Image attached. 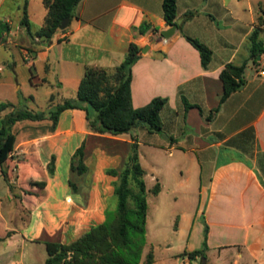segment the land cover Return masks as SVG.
<instances>
[{
	"label": "crops",
	"instance_id": "obj_1",
	"mask_svg": "<svg viewBox=\"0 0 264 264\" xmlns=\"http://www.w3.org/2000/svg\"><path fill=\"white\" fill-rule=\"evenodd\" d=\"M7 3L0 0V21L11 25L0 44V87L24 71L31 86H48V113L76 98L88 67L114 70L136 44L141 56L132 67V105L167 99L160 114L164 138L152 145L169 156L175 151L187 156L198 175L200 203L193 223L202 219L197 225L207 258L213 250L224 257L221 264H264V54L258 63L250 60V37L264 0H177L181 23L169 38L162 35L170 29L163 0H81L67 29L50 40L32 36L47 15L44 0L37 29L31 0ZM25 8L32 34L21 24ZM143 25L149 28L141 33ZM186 37L212 51L207 68ZM245 62L246 83L221 103V71L228 63ZM183 98L197 107L186 110ZM33 100L32 94L0 95V105H12L0 111V128L9 113ZM48 116L17 122L7 141L0 164V264H36L37 258L45 264L47 252L45 257L38 246L71 243L103 223L118 180L106 171L123 168L137 139L134 130L118 136L91 131L81 109L62 112L54 130ZM82 145L87 171L81 174L72 164L78 165L74 156Z\"/></svg>",
	"mask_w": 264,
	"mask_h": 264
},
{
	"label": "trees",
	"instance_id": "obj_2",
	"mask_svg": "<svg viewBox=\"0 0 264 264\" xmlns=\"http://www.w3.org/2000/svg\"><path fill=\"white\" fill-rule=\"evenodd\" d=\"M81 0H44L47 15L43 26L31 33L26 8L21 24L27 27L32 36L50 40L60 31L62 22L72 18ZM163 14L168 26L177 21V0H163ZM264 26V11L259 18L257 28L251 34L250 60L258 63V57L264 54V45L259 35ZM149 26L143 25L139 31L144 33ZM11 25L0 21V44L5 41ZM199 51L201 62L207 68L212 59V51L197 39L186 37ZM141 56V48L131 43L123 62L114 70L100 67H88L77 90L76 98L65 100L50 112H34L29 109H17L9 113L2 121L0 128V164L3 166L7 141L12 135L13 126L20 121H52L54 130L62 112L69 109H81L86 112L89 128L99 134L114 136L130 133L132 130L145 127L150 134L162 132L161 111L167 103L166 98H155L148 105L134 108L131 100L132 67ZM247 62L242 65L228 63L220 73L223 84V103L245 83ZM186 110L197 107L183 98ZM12 106L10 103L0 105V111ZM130 153L123 168L108 169V175L118 177L114 183L116 204L109 207L105 221L92 226L87 232L71 243L45 242L47 259L45 264H154L153 252L143 257L146 247V224L148 215V190L145 182L146 171L143 169L139 155L138 140L133 137ZM84 145L75 153L77 166L72 169L79 173L87 171L83 161ZM53 172V162L49 165ZM4 172V171H3ZM6 176V172H4ZM161 191L159 182L149 191L158 195ZM207 234V228H206ZM2 239H0V242ZM206 248V241L204 242ZM205 248L188 254L190 260L206 257Z\"/></svg>",
	"mask_w": 264,
	"mask_h": 264
},
{
	"label": "rangeland",
	"instance_id": "obj_3",
	"mask_svg": "<svg viewBox=\"0 0 264 264\" xmlns=\"http://www.w3.org/2000/svg\"><path fill=\"white\" fill-rule=\"evenodd\" d=\"M22 0H8V7L21 3ZM32 28L37 29L42 20L44 7L41 0H31ZM253 72V70H249ZM17 84L21 88L17 89ZM48 86H31L25 72L22 71L11 85H2L0 95L5 98L21 99L22 95L32 94L33 101L23 102L20 108H29L34 112L44 111L49 104ZM140 143L139 155L143 169L146 171L145 182L148 190V215L146 224V247L143 257L152 251L154 264H221L216 251H211L209 259L198 257L190 260L191 251L204 249V233L199 229L197 219L194 223L197 207L200 203L199 178L194 168L191 169L187 156L175 151L169 156L167 152L155 147L164 136L149 134L143 128L134 129ZM158 142V143H157ZM210 169L205 167L203 184L209 182ZM159 182L161 191L158 195L149 192ZM204 197L201 198L203 200ZM113 203L116 204L114 198ZM202 208V207H201ZM201 218V217H200ZM194 224V225H193ZM192 228V230H191ZM41 252L46 257L45 246ZM39 257V250H38ZM37 258L36 264H39Z\"/></svg>",
	"mask_w": 264,
	"mask_h": 264
},
{
	"label": "water",
	"instance_id": "obj_4",
	"mask_svg": "<svg viewBox=\"0 0 264 264\" xmlns=\"http://www.w3.org/2000/svg\"><path fill=\"white\" fill-rule=\"evenodd\" d=\"M70 20H71V18H70V17H67V18L62 22V24H61V26H60L59 29H60L61 31H65V30L67 29L69 23H70ZM180 23H181V20H177V21H176V24L173 25L172 27H170V29H168V30H166V31H163V32H162V35H163L164 37H166V38L171 37V35H173V33H174L175 30L178 28V26L180 25ZM259 58H260V56H259Z\"/></svg>",
	"mask_w": 264,
	"mask_h": 264
}]
</instances>
